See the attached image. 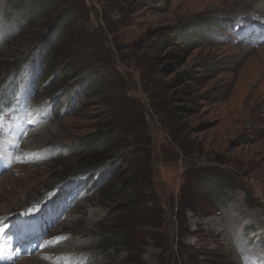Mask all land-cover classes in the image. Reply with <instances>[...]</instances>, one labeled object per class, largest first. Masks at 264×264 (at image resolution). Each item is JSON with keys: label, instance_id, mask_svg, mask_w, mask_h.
<instances>
[{"label": "rangeland", "instance_id": "374dc122", "mask_svg": "<svg viewBox=\"0 0 264 264\" xmlns=\"http://www.w3.org/2000/svg\"><path fill=\"white\" fill-rule=\"evenodd\" d=\"M236 1L0 0L1 128L41 112L0 218L48 214L62 241L32 258L264 264V43L237 37L264 19ZM203 171L227 179L224 204Z\"/></svg>", "mask_w": 264, "mask_h": 264}, {"label": "trees", "instance_id": "16d2710c", "mask_svg": "<svg viewBox=\"0 0 264 264\" xmlns=\"http://www.w3.org/2000/svg\"><path fill=\"white\" fill-rule=\"evenodd\" d=\"M65 23L61 22V21H54L51 25V28L54 29L55 31H57L59 33V35L63 34L65 31ZM51 49V48H50ZM60 49H61V45L58 46L57 50H56V54L54 55V58H51V56H49V58L46 60L45 64H44V68L45 71L47 72V70L51 69L52 66V62L55 60V58L59 57V55H61L60 53ZM52 52L50 54L53 53L54 49L51 50ZM72 50H69V52H71ZM68 52V53H69ZM68 55V54H67ZM71 55V54H70ZM76 67V66H75ZM43 68V69H44ZM107 135L95 138L96 141H98L99 139H104L103 143H108V140L110 139L109 136L106 137ZM105 145V144H104ZM91 165V164H90ZM95 166V167H94ZM92 166L93 168H96L97 165ZM201 176L197 179L199 181L200 184H206L211 193L213 194L212 197L213 199H215L216 201H218V204H224L225 199H226V192L227 190H231L232 187L227 183V179H225L223 176L221 175H210L208 173L200 172Z\"/></svg>", "mask_w": 264, "mask_h": 264}, {"label": "bare ground", "instance_id": "6f19581e", "mask_svg": "<svg viewBox=\"0 0 264 264\" xmlns=\"http://www.w3.org/2000/svg\"><path fill=\"white\" fill-rule=\"evenodd\" d=\"M236 2L240 3V7H242V9H240V10H243V9L247 10L246 12H244V14H249L246 17H252L254 19H258V18L264 19V0H237ZM245 10H243V11H245ZM260 234H262V233H260ZM56 247H53V248H56ZM53 248H52V251L54 250ZM60 260H63L64 263H68V264H80V262L83 259H81V260H79V258L76 259L74 257V253L70 252L68 254H65L64 256H61L58 259V261L57 260L54 261L52 258H50V259H48V258L38 259V258L30 257V258L22 259V261H20V263H18V264H51V263L55 264V262L57 264L63 263ZM76 261H78V262H76Z\"/></svg>", "mask_w": 264, "mask_h": 264}, {"label": "water", "instance_id": "95a60500", "mask_svg": "<svg viewBox=\"0 0 264 264\" xmlns=\"http://www.w3.org/2000/svg\"><path fill=\"white\" fill-rule=\"evenodd\" d=\"M91 9H92V10H95L94 6H91ZM96 19H97V16H96ZM97 21H98V19H97ZM99 30H100L101 35L103 36V31H102V29L100 28ZM105 39H106V38H105ZM122 72L127 76V79L131 82V77L129 76V73H128L127 71H125V70H122Z\"/></svg>", "mask_w": 264, "mask_h": 264}]
</instances>
